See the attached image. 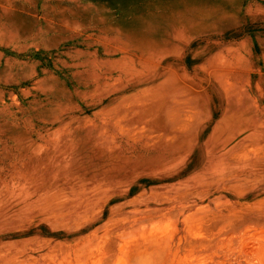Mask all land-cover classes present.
Returning a JSON list of instances; mask_svg holds the SVG:
<instances>
[{"label": "rangeland", "instance_id": "1", "mask_svg": "<svg viewBox=\"0 0 264 264\" xmlns=\"http://www.w3.org/2000/svg\"><path fill=\"white\" fill-rule=\"evenodd\" d=\"M0 264H264V0H0Z\"/></svg>", "mask_w": 264, "mask_h": 264}]
</instances>
